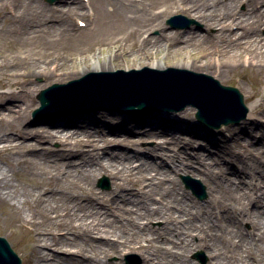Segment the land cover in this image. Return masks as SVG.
I'll return each mask as SVG.
<instances>
[{
	"label": "bare ground",
	"instance_id": "6f19581e",
	"mask_svg": "<svg viewBox=\"0 0 264 264\" xmlns=\"http://www.w3.org/2000/svg\"><path fill=\"white\" fill-rule=\"evenodd\" d=\"M94 1L107 18L106 26L110 30L126 27L127 37L133 41L137 37L142 38V31L148 33L160 27V21L152 11L157 0ZM243 1L183 0L207 26H218L219 32L216 35L220 39L229 37V42L234 41L232 24H237L240 29L236 32L239 34L238 41L264 26V16L261 15L264 10L259 9L264 0H245L247 9L241 11L238 7ZM25 2L39 18L36 23L38 27L34 28L32 16L28 11H21L19 25L24 27V30L27 29L26 41L44 43V50L39 52L45 57L52 51L53 41L63 43L65 40L74 41L81 38L82 34L74 31L71 15L82 14L86 8L82 0H61L64 8L58 11L56 7L47 11L40 0ZM43 10L45 13H42ZM98 18L97 15L94 22ZM45 30L47 32H44ZM169 37L170 34L163 28L158 36L149 35L140 40L141 45L136 53L115 46L104 56L77 59L78 56L75 57L72 53L71 58L66 55L61 57V53H57L56 60L42 62L34 59L35 53L31 52L28 59L19 64L9 68L0 67V80L3 81L5 77L9 80L12 77L13 79L9 80L10 85H19L21 88L0 94V100L4 103L0 110V153L9 150L32 153L31 156L40 165L50 166L54 169L52 171H64L65 167L67 177V185L63 183L57 188H42L32 201L25 193L18 194L14 188L9 174L11 167L8 164L7 167L0 165L1 204H8L21 212L20 205L31 204V201L32 205H35L39 195L45 196L46 201L49 200V205L43 206L40 212L39 222L30 213L29 219L25 220L33 226L28 228L33 239L29 253L33 258L32 264H59L60 260L64 264H109L98 259V255L104 257L120 249L139 253L146 264H195L187 258L195 249L206 251L210 257L208 264L264 263V189L259 186L260 182L264 183V166L255 158L243 160L240 155L235 154L227 138L221 142L213 140L210 136L213 135L211 130L194 120L193 110L197 109L194 105L195 99L203 97L194 95L189 104L194 103L192 106L195 108L184 106L180 109L178 120L170 115L172 112L156 113L155 110L154 116V112H145V108L136 109L140 113H118L113 110L116 106L121 109L122 105L113 103L104 104L107 109L100 110L79 104L61 108L59 105H52L62 101L54 95L50 97L48 110L38 119V122L47 125L30 127L28 124L27 113L37 106L32 98L37 90L50 83L66 84L88 73L109 72L114 69L109 62H114L124 55H133L134 61H139L132 65L137 69L148 62L147 65L152 69L163 70L169 66L166 58L187 53V59L178 60L171 66L206 73L218 78L217 80H223L241 67L238 63L240 59H237L242 58L241 48L234 47L231 50L234 61L217 63L211 60L214 51L184 52L171 48ZM249 57L253 61V57ZM260 67L264 69V64ZM38 76L45 81L42 85L33 80ZM199 85L204 86V83L200 82ZM208 85L213 86L210 83ZM252 96L251 94L247 97ZM66 98L68 99L63 105L73 101L72 95ZM144 100L151 106L158 105L151 99ZM251 113L256 116L251 121L250 132L244 135L233 132L230 139L257 150L259 148L254 146L258 141L257 136L264 135V126L259 119V116L264 118V97L260 105L251 108ZM128 121L136 125L128 132L121 127L106 126ZM139 133L141 136H130ZM199 135L204 136L206 145L216 148L217 155L197 153L194 157L195 154L190 153L189 149L194 143H199V147L202 144L197 139ZM118 140L123 147H109V144ZM149 140L155 141L151 149L155 154L154 158L147 156L141 149L137 152L129 150L130 145H139L142 141ZM56 141L62 143L64 148L42 147L39 150L41 144H52ZM86 146L91 147L94 152L103 150L104 156L86 150ZM258 147L263 149L264 144L259 143ZM252 159L258 166L251 162ZM167 160L174 164L172 168L165 166ZM220 161L222 164L217 166ZM234 161L240 164L239 170L228 165H232ZM224 163H227V166ZM177 173L190 174L197 180L201 179L207 186L208 203L193 204L188 196L180 191L175 176ZM230 173L231 176L228 175ZM101 174L112 175L116 188L120 189L119 194H116L115 190L105 193L94 187L96 178ZM223 180H226L225 183ZM144 181L147 182L146 191H133L135 184L143 185ZM229 182L232 184L227 187L225 184ZM126 184H131L130 191L127 190L129 186ZM73 190L79 191L75 199H71L75 196ZM156 194L164 200H154ZM218 194L224 200L215 205V197H219ZM98 195L105 196L109 202L115 203L114 206H104ZM80 200H83L81 204ZM247 205L253 206L247 208ZM70 206L72 210H69ZM30 209L29 212L33 214L34 210ZM122 218L124 220H121ZM158 219H162L164 223L161 229H156L150 224ZM245 222H249L253 229L252 232L248 231L252 237L250 240L248 234L243 232L242 226ZM61 227L66 230L65 236L58 235V229ZM100 229L106 235L94 236V230ZM195 234H198L197 242L194 240ZM109 235L117 237L116 242L119 244L111 240ZM153 242H157L156 245L153 246ZM49 243L73 250L57 249L69 253L65 256L50 254L41 247H48ZM245 248L250 249L247 251V259L241 254ZM75 250L83 251L84 257H74ZM49 255H55L58 262H47Z\"/></svg>",
	"mask_w": 264,
	"mask_h": 264
},
{
	"label": "rangeland",
	"instance_id": "374dc122",
	"mask_svg": "<svg viewBox=\"0 0 264 264\" xmlns=\"http://www.w3.org/2000/svg\"><path fill=\"white\" fill-rule=\"evenodd\" d=\"M86 5L85 9L83 10L82 14L71 15V21L73 26L75 27L74 31L82 34L81 38L76 39L74 41L65 40L62 42L60 41H53L52 43V51L49 55L46 57L40 53L39 51L44 50V43L43 42H28L25 40V37H27V29L24 30V27H20L19 21L21 18V11L29 12L32 16V21L34 24V28H37L36 25L37 19H39L35 15V11L30 9V7L26 6L25 0H0V67L2 68H9L11 65L19 64L23 62V60H27L28 56L31 52L35 53V58L38 61L44 62L45 60H56L57 59V53H61L60 56L63 57L66 55L69 58H71V53L74 54V56H78L77 59H83L87 56H104L108 55L110 50L114 49L115 46H120L123 49L132 50V52L136 53L141 45V41L143 38H146L147 36L151 35V37L158 36L161 32V30L164 28L169 34L171 39V45L169 47L175 48V49H181L185 51H203L201 53L214 51L215 54L212 56V61L217 63H228L234 61L233 55L231 53V50H233L234 47L241 48L243 50L242 58H237L239 60V64L241 67L238 68L237 71L232 72L223 80H219L220 83L223 85H231L239 89L240 92H242L245 96L244 102L246 107L248 108V113L246 118L240 120L238 123H230L228 125H222L220 127L213 126L211 124H205L201 121H199L196 118V111L197 109L193 110V118L195 121H199L204 127L207 126L208 129L211 130L213 135L212 139L216 140L218 142H221L224 138L228 139V143L233 146V149L235 151V154L240 155L243 160H247L250 158L257 159L258 162H260L261 166H264V148L261 149L259 146L260 144H264V135L263 136H257L259 143L256 142L254 145L255 147L259 148L257 150H254L252 147H245L239 143L234 142L232 139H230V136L233 132L236 133H242L247 134L250 132L252 128L251 121L253 118H255V114L251 113V108L253 106L260 105L263 102L264 97V69L260 67V65L264 64V26L260 30H254L253 32L248 34V37L238 41L239 34H236V32H239L240 29L237 26V24H232L231 29L233 32L234 41L229 42V37H224L223 39H220L216 34L219 32L218 26H207L206 23L197 15H195V12L189 9V6L187 5V2H183V0H157L155 3V6L153 7L152 11L154 14L157 15L159 21H160V27H157L153 29L151 32H145L142 31V38L137 37L135 41L132 39H129L127 37L126 33V27L116 30H110L107 26V18L104 15V13L101 12L100 8L95 4V1H88V0H82ZM42 5L46 7V10L49 11L50 8H57V11L64 8V5H61V0H54L53 2H49L48 0H40ZM239 10L245 11L247 9V3L244 0L239 4L238 7ZM260 11L264 10V4L259 6ZM259 11V12H260ZM42 13H45L44 10ZM91 14V15H90ZM182 14L185 17H187V21H183L178 23L177 25H170L167 24V20L174 16ZM59 14H56L58 16ZM99 16L98 20L96 22V16ZM215 15H218V13H215ZM261 15L264 16V11H261ZM222 16V15H221ZM84 21L86 23V26H81L79 21ZM189 20H192V22H188ZM59 21V20H58ZM233 23V22H231ZM132 25V24H131ZM162 28V29H161ZM130 29V27H129ZM230 30V29H228ZM29 31V30H28ZM44 32H47L46 30ZM130 32V31H129ZM125 37V38H124ZM60 42V43H59ZM43 43V44H42ZM253 57V61L249 59V56ZM188 54H184L183 56L173 57L170 56L166 58V62L168 63V67H172L171 65L174 64L178 60L187 59ZM247 59V60H246ZM134 62L138 63L139 61H134L133 55H124L120 57L118 60H115L114 62H109V65L114 67L111 71L116 70H131L135 67H132ZM148 62H145V64L142 66V68L148 66ZM261 63V64H260ZM140 68V69H142ZM165 68V69H167ZM137 69V68H136ZM164 70V69H163ZM258 74H255V73ZM214 77V76H213ZM8 77H5L3 81L0 80V94L13 91L15 89L20 90L21 88L19 85L11 86L9 80L13 79L10 77V79H7ZM215 78V77H214ZM218 79V78H215ZM33 80L39 84L42 85L45 81L42 77H34ZM54 83H50L45 87L40 88L34 93V96H32L35 103H37V106L35 108H32L31 111L28 114V124L30 127H37V126H45L46 123L38 122V119L42 118L45 112L39 114V116L33 117V113L36 108L39 107L37 94L41 91V89H45L48 86L52 85ZM253 95L251 98L247 97L249 95ZM183 98L181 99V101ZM4 105V103L0 100V110L1 107ZM164 105H160L158 107H153V109L144 110L145 112H154L156 110V113H160L159 111H165V112H172L170 115L174 117L175 119L179 118L180 115V109H175L171 107V105H167V108H162ZM191 108H195L192 105H187ZM171 107V108H170ZM87 108L92 109H102L107 107L100 106L98 104H89L87 105ZM112 110V109H111ZM118 113H130L134 112L132 110H122L119 109L118 106L115 107L113 110ZM136 113H140L138 110L135 111ZM151 112V113H152ZM144 113V112H141ZM152 115L155 116V112L152 113ZM161 115V114H159ZM260 120H262L263 126H264V118L259 116ZM179 120V119H178ZM182 120V119H180ZM186 121V120H182ZM197 121V122H198ZM187 122V121H186ZM261 122V121H260ZM4 126L7 128L8 125L4 124ZM108 128H115V127H121L122 130L128 132L131 128H134L136 125H133L132 121H128L125 123L118 122L117 124L111 126L107 125ZM9 128V127H8ZM254 128V127H253ZM145 130V129H144ZM149 130V129H147ZM140 134V135H139ZM130 135L131 137H137L141 136V133ZM185 134V133H183ZM264 134V129H263ZM207 135V134H206ZM199 139L198 141H201L202 144L194 143L193 147L189 149L190 153L195 154L197 153H203V154H210L212 156L217 155V150L212 145H206V141L203 135H199L197 137ZM155 144L154 140L149 141H142L139 145H130L129 150L131 152H137L138 149H141L142 152H144L147 156H150L151 158L155 157V154L152 153V146ZM104 145V144H103ZM42 147H50L54 149H63L62 143L54 142L52 144L50 143H43L40 145L39 150L42 149ZM110 148H121L123 147L121 143L118 141L112 142L109 144ZM86 150L92 151V148L89 146L84 147ZM18 150H9L6 152L0 153V165L3 167H7V164L11 167V171L9 172L11 181L14 185V188L16 191H18V194L25 193L27 197L30 200H35L36 195L38 191H41L42 188L48 189V188H57L60 187L63 183H65L66 176H65V167H63L64 171H52L54 170L50 166L45 167V164H39V162L32 157V153L29 152H17ZM94 152V151H92ZM98 156H104L103 150H97ZM193 156V155H192ZM204 157V156H203ZM19 159V160H18ZM38 162V163H37ZM254 164V161L252 159L251 161ZM234 163V164H233ZM231 165V163H228L230 165V168L234 166L236 169L240 168V164L236 161H234ZM222 162L220 161L217 166L221 165ZM224 165L227 166V163ZM258 166V164H254ZM165 166L168 168H172L174 164L171 162V160H167L165 163ZM55 175V176H54ZM231 176V173L228 174ZM78 176V175H76ZM140 176V175H139ZM176 178L178 180V184L180 186V191L184 192L190 201L193 202V204H206L208 203L209 195L207 192V186L201 181V179H198L200 183H202L204 189L202 193L204 196L200 197L196 194H194L190 189L186 188L185 183H183L182 177L191 176L190 174H183V173H177ZM228 176V177H229ZM197 179V178H195ZM226 180H223L222 182L225 183ZM143 185H140V183H137L134 185L133 191H142L143 189L146 191L147 182H142ZM231 182L226 183L225 185L227 187L231 186ZM64 185H67L65 183ZM71 185V183H70ZM129 187H127V190L130 191L132 189L131 184H126ZM260 188L264 189V183L260 182ZM94 187L102 192L109 193L115 190L116 194L120 193V189H117L114 184V178L112 175L109 174H101L99 175L95 182ZM250 191V190H248ZM72 193H75V196L71 199H75L77 193L79 191L73 190ZM260 193V192H259ZM258 193V194H259ZM219 197H215V205L218 204L219 201H223L222 197L218 194ZM99 200L104 203V206H108L109 208H112L114 206L113 203L109 202V199H107L103 195H98ZM157 200L161 202L164 200L163 197H160L158 194L154 196V200ZM47 198L45 196L39 195L37 199V203L35 205H32L30 203L22 204L21 206V212L17 211L16 209L12 208L8 204H1L0 203V237L6 238V240L10 243L12 249L16 252V254L21 258L22 264H32L33 258L30 256V250L33 246V239L31 232L28 230L31 226L29 223H26L29 213L31 216L35 217L36 221H40V212L42 211L43 206L49 205V200L46 201ZM83 200L79 201V204H81ZM253 205H247V208H252ZM34 210L33 214L29 212L31 209ZM69 210H72V207H69ZM224 210V209H223ZM35 213V214H34ZM26 220V221H25ZM121 220H124L123 218ZM121 222V221H120ZM151 226L156 229H161L163 227V220H153L151 221ZM244 228L243 232L245 235L248 234V231H253L251 224L249 222H245L242 226ZM66 230H64V227H61L58 229V235L65 236ZM94 236L100 237L105 236L106 233L100 229V230H94L93 232ZM198 234H195L194 240L197 242L199 238L197 237ZM110 236V235H109ZM249 240L252 238L251 233L248 234ZM111 240H114L115 243L117 237L110 236ZM157 242H153V246L156 245ZM119 244V243H117ZM43 250L46 252H49L50 254H60V255H69V253H66L64 250L69 249L67 247H61L56 244L49 243L48 247L41 246ZM61 247V248H60ZM57 249H64V250H57ZM70 250V249H69ZM73 250V249H72ZM70 250V251H72ZM171 250H176L175 248H171ZM247 250L246 248L241 253L245 256L247 259ZM87 254V253H86ZM85 253L79 252V250H75V254H73L74 257L77 258H83ZM188 259L190 261H193L195 264H208L210 257L203 249H195L192 252L189 253ZM98 259L102 260L103 263L109 264H146L144 262V259L141 257L139 253L132 252L129 249H120L114 252H111L107 256L98 255ZM45 261H40V263ZM47 262H58L55 260V255H49V258ZM39 263V262H38ZM59 264H64L61 260L59 261ZM264 264V263H260Z\"/></svg>",
	"mask_w": 264,
	"mask_h": 264
},
{
	"label": "water",
	"instance_id": "95a60500",
	"mask_svg": "<svg viewBox=\"0 0 264 264\" xmlns=\"http://www.w3.org/2000/svg\"><path fill=\"white\" fill-rule=\"evenodd\" d=\"M181 19L185 17L177 15L170 18L168 23L174 24ZM200 82L204 83L205 87L199 85ZM74 94H79V98L116 101L125 106L126 110L150 107L144 99L161 104L177 100L181 96L199 95L204 99H195L197 105L193 103L198 107L196 117L201 121L212 119L216 126L238 122L245 118L248 112L244 95L239 89L222 85L210 75L173 67L164 71L144 67L141 70L89 73L67 84L55 83L38 93L40 107L35 109L33 117L48 107L51 96L56 95L55 98L65 101L67 96ZM191 99H184L180 108L189 104ZM184 181L188 188L192 187L194 192L197 191L188 179L184 178ZM0 264H22L21 258L4 237H0Z\"/></svg>",
	"mask_w": 264,
	"mask_h": 264
}]
</instances>
